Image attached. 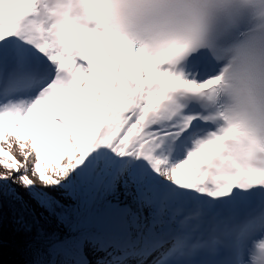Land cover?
Wrapping results in <instances>:
<instances>
[{
	"label": "snow or ice",
	"instance_id": "1",
	"mask_svg": "<svg viewBox=\"0 0 264 264\" xmlns=\"http://www.w3.org/2000/svg\"><path fill=\"white\" fill-rule=\"evenodd\" d=\"M66 2L45 21L47 0H0V141L24 155L0 149V222L6 203L22 225L33 203L72 214L32 264H264V167L227 147L209 107L227 36L209 25L148 50L129 33L175 0H79L76 18ZM214 2L264 17V0Z\"/></svg>",
	"mask_w": 264,
	"mask_h": 264
},
{
	"label": "clouds",
	"instance_id": "2",
	"mask_svg": "<svg viewBox=\"0 0 264 264\" xmlns=\"http://www.w3.org/2000/svg\"><path fill=\"white\" fill-rule=\"evenodd\" d=\"M67 13L76 18L83 8L79 0H67ZM57 0L41 6V18H54ZM259 6H249L231 21L214 0H175L165 15L143 22L129 33L137 46L156 50L195 40L198 30L212 26L227 39L220 43L216 61L219 83L212 92L213 103L223 128L233 129L227 147L236 150L241 162L264 167V17ZM200 101V97H187Z\"/></svg>",
	"mask_w": 264,
	"mask_h": 264
},
{
	"label": "trees",
	"instance_id": "3",
	"mask_svg": "<svg viewBox=\"0 0 264 264\" xmlns=\"http://www.w3.org/2000/svg\"><path fill=\"white\" fill-rule=\"evenodd\" d=\"M41 208V207H40ZM44 211V216L40 218L33 211H29L24 216L23 225L18 220L16 210L9 204H5L3 209L2 222H0V240L5 242H26L27 247H46L50 243H54V238H62L68 233V227L73 221V216L69 212L67 219L61 221L56 214L41 208ZM61 210L57 209V212ZM47 248V247H46ZM14 248L8 246L0 247V256L4 257L3 261L7 260L12 263V260L17 256ZM24 264V263H17Z\"/></svg>",
	"mask_w": 264,
	"mask_h": 264
},
{
	"label": "rangeland",
	"instance_id": "4",
	"mask_svg": "<svg viewBox=\"0 0 264 264\" xmlns=\"http://www.w3.org/2000/svg\"><path fill=\"white\" fill-rule=\"evenodd\" d=\"M11 140H13V138H7L6 139V142L0 141V149H3L5 152H8L10 155H11V153L9 152V143L8 142L11 141ZM29 147H30V144H29ZM12 157L15 158V160L17 162H19L20 164H24V157H21L19 155L12 156ZM6 162H9L10 163L11 161H6ZM34 163H35V157H34V154H33L29 158L28 163H27V169H28L27 174L29 176V179H32L33 180L34 186L37 189H42L44 187V185L42 184V182L39 181V179L37 178V176H35L33 174V171H32V168H33ZM21 171H23V168L21 169ZM51 172H52V170L49 169V170H47L46 174H51ZM5 173H6V169L4 168L3 163H0V174H5ZM53 178H56V177L53 176ZM57 198L61 199V202L62 203H65L66 205L72 203L71 200L65 199L63 197H60L59 194H57ZM31 211H33L40 218H42L44 216V211L39 206H37L35 203L32 204ZM48 246L49 245H46V247H48ZM46 247L45 248L43 246L42 247H38V248H35V247H32L31 248V247H29L28 248L29 258L31 260H34V258L36 257V255L38 253H41V254L44 253V251L46 250ZM45 258H47V257H45ZM2 262H3V260L0 259V264H3ZM15 263H17V261H15ZM24 264H26V263H24Z\"/></svg>",
	"mask_w": 264,
	"mask_h": 264
},
{
	"label": "bare ground",
	"instance_id": "5",
	"mask_svg": "<svg viewBox=\"0 0 264 264\" xmlns=\"http://www.w3.org/2000/svg\"><path fill=\"white\" fill-rule=\"evenodd\" d=\"M9 145V152L11 153L12 156H16V155H19L21 157H24L20 147H19V144L18 142L13 138V140L9 141L8 142ZM29 144H30V141L28 142V146L27 148L25 149V151H30V147H29ZM62 164L64 162H61ZM21 258V259H20ZM15 261H17V263H26V264H32L33 260H31L29 258V255H28V249H25L24 247H22L17 256L12 260V264H17L15 263Z\"/></svg>",
	"mask_w": 264,
	"mask_h": 264
},
{
	"label": "water",
	"instance_id": "6",
	"mask_svg": "<svg viewBox=\"0 0 264 264\" xmlns=\"http://www.w3.org/2000/svg\"><path fill=\"white\" fill-rule=\"evenodd\" d=\"M20 245H22V243H19V244H15L16 247H19Z\"/></svg>",
	"mask_w": 264,
	"mask_h": 264
}]
</instances>
